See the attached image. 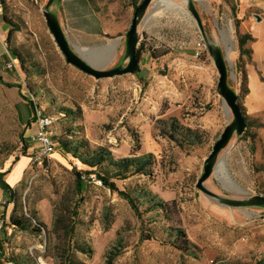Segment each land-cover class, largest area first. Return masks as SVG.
<instances>
[{
  "label": "rangeland",
  "instance_id": "obj_1",
  "mask_svg": "<svg viewBox=\"0 0 264 264\" xmlns=\"http://www.w3.org/2000/svg\"><path fill=\"white\" fill-rule=\"evenodd\" d=\"M47 1L5 0L0 13V25L11 29L6 18L18 26L10 40L7 32L4 44L0 41V54L5 51L0 55V78L13 85L0 82V172L9 171L7 180L13 164L22 156L29 158L15 189L19 213L39 229L5 224L0 264H108L110 250L119 253L112 264H258L264 259V208L234 206L197 187L206 157L232 118L217 90L219 72L205 34L228 59L229 84L250 123L247 133L234 136L222 151L205 185L223 198L264 195V58L255 65L252 80L247 71L251 60L240 58L237 40L238 17L255 21L252 14L258 11L242 7L239 0H194L203 33L187 0H153L139 26V45L145 47L139 71L97 79L66 61L43 13ZM93 1L99 18L89 13L88 36L73 35L68 22L63 26L91 63L105 69L125 66L124 39L134 4ZM102 20L109 21L116 34H103ZM117 35L123 39L116 46ZM107 44L116 47L106 55L102 48ZM30 90L44 113L56 118L55 153L42 166L34 160L37 124L26 100ZM63 107L76 111L77 118L60 114ZM172 116L197 128L202 144L189 150L161 135L159 120ZM67 128L75 133L70 138H85L92 148L104 146L117 159L154 153L151 174L113 179L120 190L137 198L141 218L119 192L103 184L83 181V191H77L73 166L91 168L59 145ZM21 137L29 145L26 151ZM224 159L238 188L225 176ZM143 190L167 201V211L151 209ZM8 208L11 216L15 203L0 202V214ZM178 228L183 231L180 239L172 234ZM183 239L190 250L179 248Z\"/></svg>",
  "mask_w": 264,
  "mask_h": 264
},
{
  "label": "trees",
  "instance_id": "obj_2",
  "mask_svg": "<svg viewBox=\"0 0 264 264\" xmlns=\"http://www.w3.org/2000/svg\"><path fill=\"white\" fill-rule=\"evenodd\" d=\"M132 2L135 9L140 4L138 0H132ZM5 20L12 26L8 32V40H10L13 32L17 29L18 26L12 23L10 19L5 18ZM237 40L240 58L243 59L244 56H246L251 60L253 50L251 47H249L248 44L249 42L254 40L253 35L250 32H242L240 30H237ZM144 49V43H140L137 48V56L139 57V59H141ZM14 54L15 56L18 55L15 52ZM164 54H166V52L157 55H154V53H152V57H159ZM240 70L243 73V76L246 77V69L244 67V63L242 62L240 65ZM0 82L7 87L13 86L12 84H9L1 78ZM18 87L20 88V86ZM26 100H28L32 108V117L35 118L34 111L37 107H40L37 101V96L30 90L29 95H27L26 97ZM59 113L63 116L65 115L67 118H77L76 111L68 107H63L62 111H59ZM159 124L160 134L175 141L176 144L181 148H188L189 150H192L202 144L200 131L197 128H193L184 123H181L180 120L175 116L169 117L168 119H160ZM249 126L250 123L247 122V127ZM64 133L67 137L60 138L59 145L61 146V148L66 153H70L74 158L78 159L81 163L91 168L78 169L76 165L73 166L72 170L76 175L77 191H83V180L81 178L82 173L95 172L102 180V184L110 188L112 191L119 192V194L129 202L136 214L141 218L142 214L139 210L137 198L127 191L120 190L113 179L122 180L137 174H151L152 166L156 161L154 153L148 152L141 155L134 154L132 156L117 159L114 158L109 149L104 146L92 148L88 140L85 138H70L71 135L75 134L71 130V128H67ZM244 133H247V131L245 130ZM21 140L23 141V147L26 151L29 145L26 142L25 138L21 137ZM8 172V170L0 172V188L3 190L8 202L15 203V208L6 225L10 224L11 226L19 229H32L33 231H39V229L33 227L29 217L24 212L19 213V210L22 211V208H19L20 203H18L17 190L13 188L5 179V176L8 174ZM141 195L146 197V202H150L151 209L158 208L163 211H167L168 202L159 197L157 194L153 193L151 190H143ZM172 234L175 235L177 239L183 237V231L179 228L175 229L174 233ZM178 246L182 250H190L187 239H183V243L179 244ZM108 253V264H112L113 259L119 253L118 251L114 250H110ZM71 264L78 263L73 262Z\"/></svg>",
  "mask_w": 264,
  "mask_h": 264
},
{
  "label": "water",
  "instance_id": "obj_3",
  "mask_svg": "<svg viewBox=\"0 0 264 264\" xmlns=\"http://www.w3.org/2000/svg\"><path fill=\"white\" fill-rule=\"evenodd\" d=\"M57 0H48L44 5L43 13L48 26L65 56L66 61L80 69L81 71L94 76L95 78L114 77L117 75L136 73L140 68V59L137 56L139 45V26L145 17L147 10L153 0H142L134 11V16L129 29L125 34V53L124 57L128 60L125 66L117 65L108 69L100 68L87 60L67 37V34L61 24L58 15L53 11L52 5ZM189 11L195 17L197 24L203 32V23L201 15L195 6L194 0H187ZM204 33V32H203ZM208 49L213 57L216 68L219 72L217 90L220 96L225 100L229 112L232 114L231 120L226 124L220 137L215 141L210 154L204 161L203 173L197 181V187L204 193L214 196L221 201L227 202L234 206H255L264 208V195L257 194L246 199H229L209 190L205 182L216 172L217 166L221 161V153L225 150L234 136L244 133L247 127V118L239 102V94L229 84L228 59L223 54L220 46L209 42L204 34ZM258 264H264V259Z\"/></svg>",
  "mask_w": 264,
  "mask_h": 264
},
{
  "label": "crops",
  "instance_id": "obj_4",
  "mask_svg": "<svg viewBox=\"0 0 264 264\" xmlns=\"http://www.w3.org/2000/svg\"><path fill=\"white\" fill-rule=\"evenodd\" d=\"M239 1L242 7H246L248 9L252 8L258 11L252 14V17L256 18L255 21L252 18H244V16L238 17L241 19V25H240L241 31L250 32L254 37V40L249 42L248 44L249 47L252 48L253 53H252L251 63L249 61V63L247 64V71L249 77L252 80H255V75L257 74V71L255 70V65L258 66L259 65L258 62L264 58V0H239ZM52 9L58 15L62 26L65 25L66 22H68L73 30L72 31L73 35L78 36L79 38H81L84 35L86 36L89 35V32H87V30L89 29V26L87 25L89 20V16H88L89 13L92 12L95 16L98 17L96 11L97 9L93 4V0H57L56 2L53 3ZM243 13L245 14L244 11ZM64 30L67 34V37L71 41V38L66 31V28H64ZM112 30L113 29L111 28L109 21L102 20L101 32L105 35L116 34ZM7 32H9V29H6L5 26L0 25V41H2V43L5 37V33ZM117 36L119 37V40L118 43L115 44L116 46L120 44L123 39L122 35H117ZM75 39L78 40L77 38ZM115 45L112 46L111 44H107L103 46L102 50L105 54L106 53L110 54L111 53L110 49L113 50V48L116 47ZM4 52H2L1 54H5ZM186 125L193 127L191 124H186ZM224 161L225 159L222 160L221 163L223 165V169H224ZM29 163H30L29 158L22 156L15 164H13V168L8 175L9 179H7V181L13 188H15L16 185H18L19 182L24 177L26 168L28 167ZM231 178L233 181L230 180L229 178L228 179L233 185H235L238 188L239 185L235 182L232 176ZM1 198H6V197L4 195L3 190L0 188V199Z\"/></svg>",
  "mask_w": 264,
  "mask_h": 264
},
{
  "label": "built area",
  "instance_id": "obj_5",
  "mask_svg": "<svg viewBox=\"0 0 264 264\" xmlns=\"http://www.w3.org/2000/svg\"><path fill=\"white\" fill-rule=\"evenodd\" d=\"M5 0H0V13L3 11V4ZM198 46H202V42H198ZM197 55L199 53H196ZM8 66H13V60L11 58L7 61ZM35 122L37 128L32 135V139L37 143V153L34 156V160L39 165H44L47 161H50L53 153L56 149V144L54 140L53 123L55 122V117L53 115H47L44 111L37 107L34 111ZM81 178L83 181L93 182L97 185H102V180L98 177L95 172L82 173ZM0 202L4 205L8 200L6 198H1ZM8 202V205H11ZM10 219L9 208L8 210L0 214V236L3 233L5 224ZM7 264H15L13 261H8Z\"/></svg>",
  "mask_w": 264,
  "mask_h": 264
},
{
  "label": "bare ground",
  "instance_id": "obj_6",
  "mask_svg": "<svg viewBox=\"0 0 264 264\" xmlns=\"http://www.w3.org/2000/svg\"><path fill=\"white\" fill-rule=\"evenodd\" d=\"M227 35H228V34H227ZM223 171H225V172L227 173V174H226V175H227V179L229 178L230 180H232V178H231V176H230V174H229V172H228V169H227V167H226V163L224 164V170H223ZM226 175H225V176H226ZM229 179H228V180H229ZM230 180H229V181H230ZM232 181H233V180H232Z\"/></svg>",
  "mask_w": 264,
  "mask_h": 264
}]
</instances>
